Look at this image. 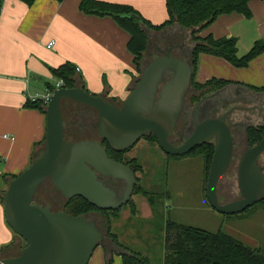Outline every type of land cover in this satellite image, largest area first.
I'll list each match as a JSON object with an SVG mask.
<instances>
[{"label":"water","instance_id":"obj_1","mask_svg":"<svg viewBox=\"0 0 264 264\" xmlns=\"http://www.w3.org/2000/svg\"><path fill=\"white\" fill-rule=\"evenodd\" d=\"M144 29L149 36V48L150 30ZM187 40H191V32ZM175 49L189 58L176 55ZM193 52L194 45L185 42L160 48L157 56L145 62L138 81L124 101L93 94L82 86L53 91L45 108L43 148L25 170L8 182L2 193L8 223L26 245L17 254L2 257L0 264H88L99 245H108L107 233L90 215H72L35 200L39 188L49 180L65 199L81 196L102 210H117L128 204L138 183L136 171L110 157L104 143L114 151L123 152L154 134L159 147L173 156L214 143L206 186L210 205L223 214H238L264 200V166L259 163L264 154V136L238 157L237 187L241 197L225 202L218 193L219 182L231 167L236 145L228 120L235 107L225 111L227 104L232 105L234 101L226 94L227 86L187 109L193 120L191 133L181 144L172 141L192 90ZM217 95L222 96L217 99L218 103L204 105L207 99ZM66 99L96 110L94 127L100 139L68 138L63 114ZM215 109L222 112L212 116L210 111ZM103 177L123 181L124 189L119 192Z\"/></svg>","mask_w":264,"mask_h":264},{"label":"crops","instance_id":"obj_2","mask_svg":"<svg viewBox=\"0 0 264 264\" xmlns=\"http://www.w3.org/2000/svg\"><path fill=\"white\" fill-rule=\"evenodd\" d=\"M80 1L36 0L28 5L21 0H2L0 193L13 175L20 174L30 165L34 153L42 146L41 141L46 134L45 110L26 104L44 94L48 84L56 81L51 70L53 67L71 62L79 68L77 74L86 89L118 102L127 98L139 77L133 54L127 48L130 34L110 16L84 13L79 8ZM105 1L129 4L156 24L168 19L166 0ZM250 9L251 17L238 12L219 15L197 35L205 37L213 34L216 38L235 36L238 38V54L244 55L256 41H264V0H251ZM168 30L186 35L190 33L177 25L160 32L150 31L149 48L155 38ZM50 42H53L51 47ZM186 44L193 45L191 42ZM149 57L146 51L145 62ZM193 78L199 83L213 78L231 82L226 85V94L234 99L232 105L242 109L241 119L235 125L245 146L248 141L247 127L264 122V91L255 89L264 87V52L244 67H237L220 56L200 53ZM144 144L158 145L151 140L144 141L142 146ZM198 154H202L204 159V153ZM9 245L0 254V259L17 254L22 247L19 235L8 223L0 197V248ZM98 250L97 264H100L104 254L107 264L108 254H112L113 260L114 253L122 262L120 250L110 239L108 245L103 247L104 251Z\"/></svg>","mask_w":264,"mask_h":264},{"label":"trees","instance_id":"obj_3","mask_svg":"<svg viewBox=\"0 0 264 264\" xmlns=\"http://www.w3.org/2000/svg\"><path fill=\"white\" fill-rule=\"evenodd\" d=\"M21 1L28 5H32L36 0ZM56 1L60 2L63 0ZM250 1L251 0H166L168 19L158 24L144 17L137 9L129 4L105 0H81L79 8L86 14L100 17H112L120 27L130 34L127 48L133 54V62L139 75L145 65V53L149 43V36L144 27L155 32L163 31L175 25L189 30L191 32V43L194 45L191 61L195 73L200 53L220 56L237 67H244L247 66L253 58L264 52V41L261 40L256 41L247 53L239 55L238 38L235 36L216 38L213 34H209L205 37L197 35L203 28L211 25L219 15L238 12L247 17H251L252 11L250 9ZM1 7L2 0H0V15ZM76 68L74 64L67 61L59 67H53L51 70L56 78L64 80L65 87L82 86L85 88L83 81L78 77ZM137 81L138 78L136 82ZM229 83L231 82L228 80L216 78L210 79L205 83H199L193 78L192 90L189 94L191 102L196 103L204 94L221 89ZM52 86V83L48 84V87ZM255 89L264 91V87ZM65 101L75 102L69 99L64 100V102ZM26 105L28 107L41 108L43 110L46 108L39 100L28 101ZM246 134L248 145H255L264 136V125L248 127ZM144 138L158 143L154 134ZM44 139L41 141V144L44 143ZM104 144L107 145L108 154L110 156L112 154L111 152L114 150L111 149L107 143ZM214 147V143H207L198 146L185 155L169 156L181 159L191 153L194 155L204 153L205 175L208 177ZM38 152L39 150L35 152L34 155ZM128 162L136 171L142 169L137 158L129 159ZM16 176L17 175H13L12 178ZM3 192L4 190L0 193L1 199ZM139 192L149 197V203L154 213L157 214L159 206L153 199L156 194L143 190L138 182L134 194ZM130 203L133 204L132 200L128 204ZM255 206L264 209V200L259 201ZM61 209H64L72 215H90L93 212L107 213L109 211L98 208L81 196L72 199L64 198V204ZM166 221L164 264H264V250L261 247L249 246L240 239L222 230L213 232L200 227L178 223L171 219H166ZM107 235L120 250L122 264H152L146 255L133 251L121 243L118 235L112 232L109 222ZM9 247L10 245L0 248V254L3 253L4 249ZM111 263L112 254H108L107 264Z\"/></svg>","mask_w":264,"mask_h":264},{"label":"rangeland","instance_id":"obj_4","mask_svg":"<svg viewBox=\"0 0 264 264\" xmlns=\"http://www.w3.org/2000/svg\"><path fill=\"white\" fill-rule=\"evenodd\" d=\"M155 54L153 52L149 60ZM83 110L85 109L76 102L63 103L65 127L72 140L88 139L96 135L93 130L81 129L80 126L88 122L84 120ZM146 140L140 139L126 152L124 158L129 160L132 156H136L139 159L142 164V169L137 171L139 184L143 190L156 194L153 199L158 203V212L154 213L148 196L142 192L136 193L132 196L133 204H126L118 210H109L107 213L90 214L105 232L108 231L109 222L112 230L125 246L146 255L152 264H164L166 219L213 232L222 230L249 246L261 247L264 250L263 208L254 205L255 207L252 206L238 214H223L216 211L206 196L208 177L205 175L203 155L191 153L181 159L170 157L157 144L142 146ZM43 145L44 143L39 151ZM233 167L232 164L231 168ZM231 168L219 182L221 185L229 183L230 177H233ZM232 183L235 186L237 180L233 178ZM224 188L220 193L218 192L222 201L231 199L238 193L237 190L227 193ZM35 200L50 204L56 210L61 209L64 204V197L49 180L39 188ZM19 238L22 246H25L26 241L20 236ZM99 247L98 249L103 250L104 246ZM98 249H95L89 264H97L100 253ZM105 261L104 254V258L99 263L105 264ZM111 264H122L121 258L116 253Z\"/></svg>","mask_w":264,"mask_h":264},{"label":"flooded vegetation","instance_id":"obj_5","mask_svg":"<svg viewBox=\"0 0 264 264\" xmlns=\"http://www.w3.org/2000/svg\"><path fill=\"white\" fill-rule=\"evenodd\" d=\"M177 42H179V43H181V42L187 43V42H192V41L191 40H187V35L185 33H181V32H178L176 30H168V31L163 32L159 37H157L155 41H152L151 47L147 50V55L151 56L152 53L154 52V53H156L155 56H157L159 54L160 48L161 49H165L166 47L170 46L171 44L177 43ZM174 52H175L176 55L183 56L185 58H189L188 56H185L180 49H175ZM216 91H212V92H209L207 94H204L203 96H201L199 101L201 99L206 98L207 96L211 95L212 93H214ZM189 94H188L187 99H186V104H185L183 116L180 119V121H179V123H178V125H177V127L175 129V132H174V134L172 136V141L175 144L183 143L185 141L186 137L191 133V130L193 128V126H192L193 120L191 118V113L190 114L187 113L188 107L190 105H193V102H191ZM219 97H222V96L221 95H217V96H214V97H212L210 99H207L204 102V105H207V104H209L212 101L213 102L216 101V103H218L217 99ZM198 102H196V104ZM77 104H79L80 107L85 109V110L82 111V115L84 116V120L88 121L87 123H83V126H80L81 129L95 131L96 135L94 137H91V138H88V139H100V137H99V135H98V133L96 131V128L94 127V124L97 121V112H96V110L91 108V107H89V106L80 104V103H77ZM233 106L235 107V110L232 112V114H230L228 120H229V124H230V126L232 128V131H233V133L235 135V138H236V145H235V152H234L235 154H234V158H233V161H232V164L234 165V167L231 168L232 164H231V167H230L231 170L233 171L234 175H233V177L232 176L230 177L229 183L228 182H226V184L222 183V185L219 183L218 192L220 193V190L223 187H225L224 189H226L227 193L234 192V190H237L238 193H237V195H235V197H232L231 199H227L225 202L236 200V199L241 197V193H240V191H239V189L237 187V183L234 186L232 181H233V178H235L237 180V160H238V157H239L240 153L246 147L249 146L248 145V141L246 142V145L244 146V142H243V140H242V138L240 136V133L236 132L235 122L236 121H240V119H241L240 115L242 113V109H240V107H238L237 105H234V104L233 105H228L227 104V106L225 108V111L229 110ZM210 112H211L212 116H216V115H219L222 111H219V110L215 109V110H212ZM261 125H264V122L261 123V124H251L248 127H251V126H256L257 127V126H261ZM248 127H247V129H248ZM66 135L70 139L67 127H66ZM246 136H247V134H246ZM128 151H123V152L112 151L111 152L112 154L110 156H112L113 159L121 161L123 163H126V164H128V165H130L132 167V165L128 162L129 160L124 158L126 152H128ZM259 163L264 166V154H262L260 156ZM136 175H137V171H136ZM103 179L109 186L116 188L119 192H121L124 189L125 184H124L123 181L113 180L110 177H103ZM137 179H138V182H140V179H139L138 175H137ZM96 223L98 224L97 221H96ZM98 226H99V224H98Z\"/></svg>","mask_w":264,"mask_h":264},{"label":"built area","instance_id":"obj_6","mask_svg":"<svg viewBox=\"0 0 264 264\" xmlns=\"http://www.w3.org/2000/svg\"><path fill=\"white\" fill-rule=\"evenodd\" d=\"M53 45V42L49 43V47ZM79 71V68H76ZM65 87V82L61 78H57L56 81L53 83L52 87H48L44 94L40 95L39 97L34 98L33 100H39L43 105H47L51 99L52 93L56 88Z\"/></svg>","mask_w":264,"mask_h":264}]
</instances>
